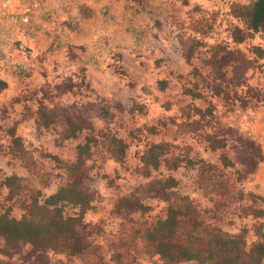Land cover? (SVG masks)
Masks as SVG:
<instances>
[{"label":"rangeland","instance_id":"374dc122","mask_svg":"<svg viewBox=\"0 0 264 264\" xmlns=\"http://www.w3.org/2000/svg\"><path fill=\"white\" fill-rule=\"evenodd\" d=\"M250 1L188 0V4H183L181 0H97L92 15L88 9H80L84 0H0V25L11 23L32 38H37L36 32L40 30V42L44 46L34 51L23 45L22 50L28 56L33 55L38 64H22L25 66L23 71H19L20 67L10 69L21 75L0 94V180L16 173L24 177L28 185L16 200L10 202L4 198L6 190L0 189V202L11 208L13 216L21 217L24 210L20 200L28 199L38 189L49 195L66 180L64 168L43 153L58 154L63 163L68 164L74 161L78 144L85 142L89 134L94 133L99 139L85 165L83 183V188L93 192L96 198L93 209L85 215L91 246L80 256L49 251L52 264H160L157 255L146 253L141 233L165 216L166 203L145 198L152 209L129 215L117 214L114 208L120 197L133 193L140 195L139 188L150 178L169 174L179 180L180 194L189 197L207 223L230 233L245 226L251 229L256 219L244 214L243 206L249 205L250 201L241 198L239 193L253 191L260 194L262 161L256 171L242 178L244 166L238 158L237 138L243 136L262 146L264 101L251 98L247 89L264 91V64L258 69L259 64L255 63L244 85L227 86L228 97L215 95L208 89L203 98H194L185 92V88L196 81L194 67L199 68L208 80L215 79L216 71L207 63L215 45L227 43L247 57L254 45L264 47V32L239 45L231 39L232 28L241 22L231 14L230 6L235 2ZM201 18L212 28L201 36L205 45L196 51L191 61H187L183 55V40L196 34L192 23ZM80 22L82 27L75 31ZM76 36L77 54L73 49L69 50ZM17 41L20 40L0 36V61L8 55L5 48ZM225 71L230 78L232 67ZM69 80L77 86L61 95L53 91L46 99L47 104L65 105L72 112L87 116L95 129L93 132L84 130L78 137L62 141L61 123L44 127L35 114L24 119L23 113L26 104L35 112L36 99L25 97L41 84L53 87ZM161 80L168 81L164 89ZM199 83L202 85V81ZM17 97L26 102L16 101ZM211 104L215 106L217 122L229 131L225 136L234 166L225 173L230 179V194H217L213 182L203 178L198 167L182 166L176 170L162 167L153 171L149 178L138 172L140 155L148 146L160 141L172 143L176 154L218 163L219 152L211 150L203 137V131H210L211 126L206 125L199 131L190 129L187 123L193 117L188 118L184 112L186 107L205 109ZM16 121L19 122L18 134L33 153L37 169L50 175L48 186L43 185L37 172L28 169L9 151L8 129ZM153 127L156 130H151ZM112 135L124 138L128 144L123 163L117 162L108 150ZM257 205L264 208V202ZM66 212L74 214L76 209L68 206ZM258 220L264 222V217ZM254 233L251 229L249 243L256 240ZM3 246V240H0V249ZM29 250L27 245L12 257L0 251V259L27 264ZM118 254L120 258H117Z\"/></svg>","mask_w":264,"mask_h":264},{"label":"trees","instance_id":"16d2710c","mask_svg":"<svg viewBox=\"0 0 264 264\" xmlns=\"http://www.w3.org/2000/svg\"><path fill=\"white\" fill-rule=\"evenodd\" d=\"M188 4V0H181ZM81 10H86L81 5ZM89 10V9H88ZM90 11V10H89ZM231 14L241 24L235 25L231 30V39L236 45L252 39L257 33L264 32V0H251L248 3H232ZM196 33L183 40V55L191 61L196 51L205 45L201 36H205L212 28L204 18L192 23ZM71 47V46H70ZM74 54V53H73ZM72 56H75L73 55ZM264 47L254 45L250 57L242 51L231 47L227 43H219L211 50L207 63L216 71L214 80H208L199 68L194 67L193 75L196 79L185 92L194 98H203L205 90L212 91L218 96H230L227 86L237 87L246 83L248 72L258 63L262 67ZM232 67V76L227 78L225 68ZM256 67V68H257ZM199 80L202 81L199 83ZM164 89L168 86L167 80L160 81ZM77 86L72 80L55 84L53 87L46 84L33 91L26 99L35 98L37 107L35 112L28 104L25 105L23 118H31L34 114L38 122L44 127L61 123L63 130L61 140L78 137L84 130L93 132V122L85 115L72 112L65 105L49 106L46 99L49 95L64 94ZM8 87V83L0 79V92ZM251 98L264 101V91L247 89ZM16 101L23 99L17 97ZM244 105L247 101H243ZM188 118L190 129L199 131L206 125L211 126L210 131H203V137L209 148L219 152V162L212 163L190 155L176 154L173 144L169 141H160L148 146L140 155L138 172L151 177L153 171L162 167L176 170L182 166L198 167L206 180L213 182L214 190L220 196L231 192L230 179L225 171L234 166V162L227 150L226 132L218 122L213 104L205 109L192 106L184 109ZM204 120V123L202 122ZM16 121L9 129L11 141L10 153L24 162L31 171L39 174L44 186H48L50 175L39 171L33 153L25 145L24 139L18 134ZM151 130H156L154 127ZM238 158L244 166L242 178L256 171L259 163L264 160V151L260 144L239 136L237 138ZM99 139L94 133L89 134L85 142L78 144L77 154L71 163L64 164L58 154L44 152V156L54 160L65 170L66 180L57 190L45 195L41 189L33 191L28 199L20 200L19 204L24 210L21 217H15L11 208L4 207L0 202V240L4 246L0 251L12 257L29 245L27 264H52L48 253L52 251L68 256H80L86 253L91 243L88 239L85 215L94 207L95 194L83 188L86 178L85 165L92 157L93 148ZM128 144L124 138L112 135L109 138L108 150L111 156L119 163H123L127 154ZM179 180L172 174L166 177H153L140 188V195L135 193L122 196L115 204L114 212L117 214L146 213L152 209L145 198H156L166 203L165 216L158 218L148 225L141 233L144 248L150 256H158L160 264H180L182 262L196 261L197 264H261L264 260V222L258 220L264 217V208L258 202H264L262 194L253 191L245 194L239 193L241 198L246 197L249 205L243 206L246 216H252L256 221L251 229L255 232L256 240L249 243V227H243L238 232L230 233L220 226L207 223L200 210L188 196L179 192ZM28 188L26 179L16 173L7 175L0 180V189L6 190L5 200L14 201ZM72 206L76 209L74 214H68L66 208ZM4 207V208H3ZM120 258V255H117ZM0 264H13L11 260L0 259ZM74 264V263H68Z\"/></svg>","mask_w":264,"mask_h":264},{"label":"crops","instance_id":"0c3cea01","mask_svg":"<svg viewBox=\"0 0 264 264\" xmlns=\"http://www.w3.org/2000/svg\"><path fill=\"white\" fill-rule=\"evenodd\" d=\"M97 0H84L82 2V5H85L92 15L95 14L96 8L94 5V2ZM1 20V18H0ZM82 27L81 22L77 23L75 31L79 30ZM36 33H38L37 38H32L28 35L27 32L24 30H20L18 27L13 26L11 23H2L0 25V36H5L7 39L11 40H20L17 41L16 44L13 46H8L5 48V50L8 52V55L4 56V59L0 61V79L6 81L8 83V87L10 84L14 83L16 78H19L21 74H15L14 72H11L10 69H17L21 68L19 71H23L25 66H21L22 64L27 65H35L37 66L38 61L34 58V56H28L26 55L25 51L22 50L23 45L28 46L32 50H36L38 48H44L42 42H40V39L42 38L40 30H38ZM75 41H73L70 49H73L77 54V36L74 37ZM77 57V56H76ZM262 64H264V59H262ZM264 69V65L263 68ZM29 77H31V74H28ZM43 84H41L38 88H40ZM7 87V88H8ZM7 88L2 90L0 92L3 93ZM22 102H26L22 100ZM264 124V106H262V126ZM262 148L264 151V138L262 136ZM260 194L264 196V160H262V189H260Z\"/></svg>","mask_w":264,"mask_h":264}]
</instances>
